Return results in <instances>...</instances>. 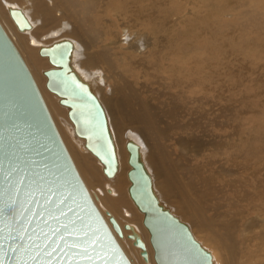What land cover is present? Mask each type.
<instances>
[{
    "label": "bare ground",
    "instance_id": "obj_1",
    "mask_svg": "<svg viewBox=\"0 0 264 264\" xmlns=\"http://www.w3.org/2000/svg\"><path fill=\"white\" fill-rule=\"evenodd\" d=\"M232 1L239 8L237 17L228 7ZM16 7L33 24L29 32L16 33L8 14L9 8ZM154 10L165 14L157 29L150 15ZM125 19L133 24L125 21L127 30L120 32L119 22ZM0 21L15 34V44L41 87L45 60L38 51L46 38L50 42L51 34L60 32L76 42L72 64L90 86H98L114 128L119 164L109 184L101 178L102 166L80 148L84 141L79 147L74 144L71 122V130L63 124L66 132L61 135L104 219L108 211L122 228L124 238H118V243L131 264L145 263L127 238L125 223L140 232L148 264H155L148 232L141 228L140 216L127 197L124 146L134 138L144 146L141 154L148 169L160 178V201L170 203L194 224L196 240L201 238L202 246L211 248L214 264H264V100L258 109L254 100L245 105L252 110L245 122H254L248 128L230 125L227 119L217 125L214 115L208 118L203 112L208 103L213 110L215 102L195 101L206 98L205 83L235 77L232 70L238 61L247 64L248 60L264 71V0H195L189 8L172 7L168 0H0ZM180 22L182 28L171 26ZM111 27L116 35L102 38L103 33L110 35ZM163 37L161 53L154 43ZM259 89L264 90V84ZM42 93L54 118H62L65 112L57 106L59 97L54 94L56 102ZM229 126L240 127L236 135H246L234 137ZM188 143L198 152L181 153Z\"/></svg>",
    "mask_w": 264,
    "mask_h": 264
},
{
    "label": "water",
    "instance_id": "obj_2",
    "mask_svg": "<svg viewBox=\"0 0 264 264\" xmlns=\"http://www.w3.org/2000/svg\"><path fill=\"white\" fill-rule=\"evenodd\" d=\"M8 14L19 32L31 29L22 10L9 8ZM73 50L74 43L68 39L40 47L38 54L46 58L51 66L42 73L46 78L45 88L59 97V104L67 109L74 135L84 140V148L100 163L103 175L112 179L118 172L119 163L108 116L90 84L72 65ZM124 147L129 167L126 173L129 182L127 195L142 215L141 223L148 232L155 264H214L211 253L195 239L188 224L160 201L150 171L143 161L141 146L128 139ZM0 161L6 167L18 161L21 167L29 168L37 179L38 175L49 179L58 177L61 191L65 195L72 192L66 205H61L65 211L68 208L72 211L60 221L50 215L53 205H45L49 209L45 211L35 203L27 204L29 197L23 195V185L15 204L7 195L0 197V208L3 209L0 227L4 229L0 238V258L4 264H17L18 260L21 264L24 261L35 264L30 257L38 251L33 244L44 243L41 231L51 235L50 229L71 221H75L81 232L88 231V240L98 237V244L83 253L79 249H69L61 242L66 260L73 264L76 261L79 264H131L118 243V238H124L122 228L108 211H104L107 220L104 219L82 181L27 65L1 24ZM3 187L0 176V191ZM37 197L43 203L39 193ZM21 212L23 215H20ZM25 227L27 231H24ZM123 228L129 232L127 238L139 250L143 262L148 264L149 255L140 232L129 223H125ZM64 231L61 228L52 239L56 240ZM67 239L72 243H84L73 237ZM52 246L55 247V244ZM56 255L62 254L58 252ZM48 259L46 252L40 251L38 260L43 264ZM52 259L53 264H58L56 256Z\"/></svg>",
    "mask_w": 264,
    "mask_h": 264
},
{
    "label": "rangeland",
    "instance_id": "obj_3",
    "mask_svg": "<svg viewBox=\"0 0 264 264\" xmlns=\"http://www.w3.org/2000/svg\"><path fill=\"white\" fill-rule=\"evenodd\" d=\"M169 1V3L171 4V6L172 7H175L176 5H178V4H184L187 8H189V6H190V4H191V2L192 1H195V0H186V1H184V0H168ZM190 1V2H189ZM153 2V1H152ZM154 3V2H153ZM190 3V4H189ZM228 7L229 8H231V9H234L235 10V12H234V14L236 15V17H237V11L239 10V8H238V6H237V4H236V1H232V2H229L228 3ZM16 8H18V9H20L21 10V8L20 7H16ZM245 9V8H244ZM188 10V9H187ZM6 14H7V12H6ZM123 14V13H122ZM121 14V15H122ZM232 14V13H231ZM150 15H151V19H152V25H153V27H155V29H157L160 25H161V23H162V20L165 18V14L164 13H156L155 12V10L154 11H151L150 12ZM7 16H8V14H7ZM186 16V18H187V12L184 14V17ZM111 18H114V16H113V14H111ZM142 18H143V14H142ZM228 18V17H227ZM125 21H129L131 24H133V21H131V20H129V19H125L123 22H119V28H120V32L122 31V29H124V30H127V29H125L126 27H124L123 25L125 24ZM247 21V18L245 19V22ZM0 23L2 24V22L0 21ZM31 24V23H30ZM122 24V25H121ZM31 26L33 27V24H31ZM173 28H176V26H178V27H181L182 28V22H180V23H178V24H172L171 25ZM2 27H3V29L6 31V33H7V35L9 36V38L12 40V42L14 43V45H15V47L17 48V50L19 51V53H20V50L18 49V47L16 46V44H15V38H16V36H15V34L13 35V34H10L7 30H6V28L4 27V25L2 24ZM15 30H16V28H15ZM17 31V30H16ZM32 31V30H31ZM30 31V32H31ZM163 31H164V36H165V33H166V31H167V28H164L163 29ZM175 31H177V30H175ZM27 32H29V31H27ZM27 32H25V33H27ZM9 33V34H8ZM16 33H19V34H24V33H20V32H16ZM51 35H53V36H50L49 38H50V42H48L49 40H48V38H46V42H43V43H45V44H43V45H41V46H47V45H49V44H51L53 41H56V40H59V39H69V38H67V37H64V36H62V33H60V32H53ZM112 35H116V30H113V28L111 27V29H110V35H104V33L101 35L102 36V38H105V37H107V36H109L110 38H111V36ZM15 36V37H14ZM14 39V40H13ZM165 39L166 38H162V39H160V40H158L156 43H154V46L156 47V50L157 51H159V52H161V53H163V51H164V43H165ZM48 40V41H47ZM71 40V39H70ZM72 41V40H71ZM74 44L76 43V42H74V41H72ZM47 43H49V44H47ZM76 50H77V44H75V49H74V53H76ZM20 55H21V57H22V59L24 60V62H25V58H24V56L22 55V53H20ZM38 58H40L39 56H38ZM40 59H44L45 61H44V63H43V69H42V71H45V70H47L48 69V67H50L49 65H48V62H47V59L46 58H40ZM247 62V64H242V63H240L239 61H238V66H237V69L236 70H232V71H234L235 72V74H236V76L235 77H233V78H231V79H221V80H219L218 82L217 81H215L214 83H205V85L204 86H202V92L203 93H205L206 94V98H199L198 100H195V101H197L198 103H200V104H203V103H205L206 101H209V100H211V102H215V106H214V108H213V110H209V108H208V105L210 104V103H208L206 106V108H205V111H203L206 115H207V117L209 118V116H212V115H214L216 118H215V122H216V119L218 120V122H216V124L217 125H220V124H222V122L224 123L225 122V119H227V123L229 122L230 123V125L232 124V125H234V126H237V125H239L240 127H241V124H243L242 125V127H245V128H248L249 126H254V122H250V121H247V122H245V119L246 118H248L251 114H252V110H246L245 109V105H247L249 102H251V101H257L259 104H257V109H258V107L260 106V104H261V102L264 100V93H261L260 91H262V92H264V90L263 89H259V86L260 85H262V84H264V71H263V69H261V67L260 66H258V65H256V64H254V63H252V62H250V61H248V60H246ZM25 64L27 65V63L25 62ZM74 67H75V65L74 64H72ZM27 67H28V65H27ZM76 68V67H75ZM28 69H29V71H30V73H31V75H32V77L34 76L33 75V73H32V71L30 70V68L28 67ZM77 70V69H76ZM41 77L43 78V79H45V82H46V78L45 77H43V75L41 74ZM33 79H34V81H36L35 83H36V85L38 86V89H39V91H40V93H41V95H43L42 97H43V99H44V94L42 93L43 91L46 93V94H48V95H50V96H52L54 99L56 98V102L58 101V98L54 95V94H52V93H50V92H48L47 90H46V88H45V82H44V85H42V87L41 86H39L38 85V83H37V80H36V78L35 77H33ZM92 86V90H94V92H95V94L98 96V98H99V100H100V102L102 103V105H103V107H104V109H105V111H106V114H107V116H108V120H109V126H110V128H111V126H112V134H114V132H113V130H114V128H113V125L111 124V121H110V117H109V113L107 112L108 110H107V108H106V106L104 105V103H103V99H102V97H101V95H100V93H99V88H98V86L96 85V84H92L91 85ZM94 86H95V88H94ZM251 88L250 90L248 89V88ZM253 89H256L255 91H251V90H253ZM251 91V92H250ZM44 102H45V104H46V106H47V108H48V110H49V112H50V115H52V113H51V111H50V109H49V106H48V104H47V102H46V100H44ZM57 106L58 107H60V108H62L63 110H64V116L62 117V118H60V119H57V118H54V116L52 115V118H53V120H54V123H55V125H56V127H57V129H58V132H60L59 134H60V136H61V138H62V135H61V131L62 130H65V132H66V129H64L62 126H63V124H64V126H65V128H68V126H70L69 128V130H71L73 127H72V125L70 124V121L68 120V118H67V114H66V112H67V109L66 108H64V107H62V106H60L58 103H57ZM189 112V111H188ZM188 112H186V113H188ZM258 112V111H257ZM191 113H193V112H191ZM218 117V118H217ZM194 118V117H193ZM63 121H62V120ZM194 120H195V118H194ZM60 122H61V124H60ZM66 122V123H65ZM201 122H203V121H201ZM61 125V126H60ZM248 126V127H247ZM72 127V128H71ZM240 127H231V126H229V128L234 132V137H238V136H240V135H243V136H245L246 134H244V133H242V132H239V135H236V131L240 128ZM63 128V129H62ZM232 132V133H233ZM115 135V134H114ZM114 135H113V137H114ZM71 137H72V140L75 142H73L75 145H77V144H80V143H82L84 140L83 139H79V138H77V137H75V135L73 134V131H71ZM62 140H63V138H62ZM78 140H79V142H78ZM134 140H136L135 138H134ZM81 141V142H80ZM64 142V141H63ZM78 142V143H77ZM84 143V142H83ZM83 143L81 144V147L80 148H83L82 150H85V148L83 147L84 145H83ZM137 143L140 145V141L137 139ZM64 145L66 146V144H65V142H64ZM83 145V146H82ZM78 147H79V145H77ZM185 146V147H184ZM194 145L193 144H191V143H188V144H186V145H183V148L181 149V153H183L185 156H188L189 155V153H192V152H190V150L192 151V150H194V152L196 151V153L198 152V148L196 149L195 147L194 148H192ZM141 147H142V145H141ZM144 147V146H143ZM142 147V148H143ZM188 147V148H187ZM66 148H67V146H66ZM184 148H185V150H184ZM68 149V148H67ZM142 150V149H141ZM188 150V151H187ZM68 151H69V149H68ZM186 151H187V153H186ZM88 151H86L85 153H87ZM189 152V153H188ZM69 154H70V152H69ZM88 154V156H89V158H91L92 159V161H94V163H95V161H97L96 160V158L95 157H93L91 154H89V152L87 153ZM192 154H195V153H192ZM70 156H71V154H70ZM71 158H72V156H71ZM143 158H144V156H143ZM72 161H73V158H72ZM144 162H145V165H146V167L148 168V166H149V164H148V162H147V160H146V158H144ZM97 164H98V166H100L101 167V165L99 164V162L97 161ZM96 164V165H97ZM148 164V165H147ZM75 165V164H74ZM76 166V165H75ZM149 168H151L150 166H149ZM77 169V168H76ZM149 171H150V174H151V172H152V180H153V187H154V189H155V192H156V194H160V196H161V192H160V190H159V182H160V178L158 177H156V173L153 171V169H148ZM78 171V170H77ZM79 173V172H78ZM100 174H101V178L103 179V181H107L108 182V184H109V180L108 179H106L105 178V176L102 174V172H100ZM80 175V174H79ZM155 175V176H154ZM81 177V176H80ZM157 178V179H156ZM155 180V181H154ZM158 181V182H157ZM84 182V181H83ZM85 184V183H84ZM86 186V185H85ZM87 188V187H86ZM158 188V189H157ZM88 189V188H87ZM157 189V190H156ZM89 191V190H88ZM108 195L110 194L108 191L106 192ZM101 194H103V192L101 193ZM159 196V195H158ZM160 196H159V198H160ZM127 197H128V195H127ZM129 199V198H128ZM131 202V201H130ZM163 204L166 206V207H168L169 209H170V211L176 216V217H178L179 219H181V221L182 222H184V223H186V224H188V226L190 227V229H191V232H192V234L194 235V237H195V239H197V237L199 236H197L196 235V230H195V227H194V224H192V222L190 221V220H188V219H183L184 217L181 215L180 216V214L179 213H177L176 211H174V207L172 206V205H170V203H167L166 201L165 202H163ZM133 205V204H132ZM173 207V208H172ZM135 208V207H134ZM172 209H173V211H172ZM135 212H136V214H138L139 216H140V221H139V224H140V226H141V228L142 229H144V227H142V215L139 213V212H137V210L135 209ZM177 213V214H176ZM179 215V216H178ZM188 221H190V223L188 222ZM194 228H193V227ZM145 230V229H144ZM146 231V230H145ZM147 232V231H146ZM148 234V233H147ZM199 238V237H198ZM201 238H200V241H198L200 244L202 243L201 242ZM130 241V240H129ZM131 242V241H130ZM202 245V244H201ZM206 247V246H205ZM208 247V246H207ZM135 248V247H134ZM205 249H207L208 251H210V253H211V248H205ZM153 254V253H152ZM211 255H212V253H211ZM154 261V260H153Z\"/></svg>",
    "mask_w": 264,
    "mask_h": 264
},
{
    "label": "snow or ice",
    "instance_id": "obj_4",
    "mask_svg": "<svg viewBox=\"0 0 264 264\" xmlns=\"http://www.w3.org/2000/svg\"><path fill=\"white\" fill-rule=\"evenodd\" d=\"M75 87L79 86L76 85ZM0 176H2L4 182L3 190L0 191V197L7 195L12 204L16 203V196L21 194V185H23V195L29 197L27 199V204L35 203L36 206L45 211H49V209L45 208V205H53V209L50 211L52 219L60 221L61 217L67 218L68 213L72 211L71 208H68V210L65 211V209L61 207V205H66V202L72 196V192H68L67 195H65L64 192L61 191L62 186L59 184L58 177L49 179L43 175H38V179L34 178L33 173L29 168L21 167L18 161L12 162L10 167H6L3 164V161H0ZM37 193L43 197V203H41L37 197ZM25 210H27V208ZM2 215L3 209L0 208V216ZM20 215H23V213L21 212ZM33 215H35L34 211ZM30 222L31 221L29 220V223ZM61 228L65 230L64 233L60 234L56 240H53L52 237L60 233ZM3 231V227H0V238H2ZM24 231H27L26 227ZM33 231L35 230L33 229ZM50 232L51 235L48 232L41 231L40 235L44 237V243L33 244L38 251L36 255L31 256L30 259L34 261L35 264H42V262L38 260L40 251L46 252V255L49 258L46 262H43V264H53L52 258L54 256H56L58 264H73L72 261L65 259L66 254L64 253V248L61 246V242H63L67 248L79 249L83 253H87L89 248H95L98 244V237L88 240V231L81 232V230L76 227L75 221L61 223L60 227L50 229ZM67 237H73L77 241L82 240L84 243L79 244L69 242ZM20 238L23 239L22 236ZM53 244H55V247L52 246ZM13 251H15V249H13ZM58 252L62 255L57 256L56 254ZM0 264H4L2 258H0ZM17 264H21V261L18 260ZM23 264H27V261H24ZM75 264H79V261H76ZM93 264H95V262H93Z\"/></svg>",
    "mask_w": 264,
    "mask_h": 264
}]
</instances>
